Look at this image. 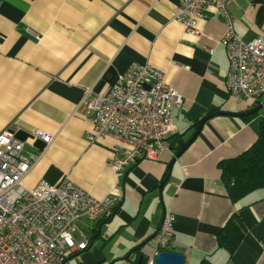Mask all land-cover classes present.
<instances>
[{
	"label": "crops",
	"instance_id": "obj_1",
	"mask_svg": "<svg viewBox=\"0 0 264 264\" xmlns=\"http://www.w3.org/2000/svg\"><path fill=\"white\" fill-rule=\"evenodd\" d=\"M178 2L0 0V130L9 128L21 139L32 138L34 129L55 134L24 183H58L69 175L97 197L117 199L110 218L79 220L90 243L73 252L69 264H134L136 252L122 256L158 228L165 211L175 215V248L185 253V264H198L204 255L215 264H264V187L233 201L218 164L253 144L264 114L211 116L168 169L174 146L191 136L195 121L216 109L253 105L226 88L224 18L210 6L198 21L201 33L189 34L174 18ZM228 9L245 40L264 32V0H233ZM133 62L162 68L184 103L173 112L171 147L119 172L108 159L123 145L112 136L89 140L92 121L78 104L87 86L107 89ZM45 145L36 140L39 149ZM234 211L245 228L229 257L216 237ZM150 240L142 246L145 255L154 253Z\"/></svg>",
	"mask_w": 264,
	"mask_h": 264
},
{
	"label": "built area",
	"instance_id": "obj_2",
	"mask_svg": "<svg viewBox=\"0 0 264 264\" xmlns=\"http://www.w3.org/2000/svg\"><path fill=\"white\" fill-rule=\"evenodd\" d=\"M231 1L179 0L174 18L189 34L199 35L198 21L208 17L209 7L219 12L226 24L220 37L229 60L226 88L230 96L254 104L264 96V32L245 40L228 9ZM183 103V93L166 80L162 68L133 62L107 89L87 86L78 107L92 121L86 132L89 140L112 136L123 145L108 159L121 172L141 160H156L171 147V135L177 131L173 112ZM31 137L0 130V264H69L73 252L90 243L79 220L109 217L117 199L110 193L97 197L69 175L58 183L40 178L27 186L23 179L55 134L34 129ZM38 138L46 143L42 149L36 146ZM174 219L173 212H164L154 253L146 254L143 264H154L163 249H175Z\"/></svg>",
	"mask_w": 264,
	"mask_h": 264
},
{
	"label": "trees",
	"instance_id": "obj_3",
	"mask_svg": "<svg viewBox=\"0 0 264 264\" xmlns=\"http://www.w3.org/2000/svg\"><path fill=\"white\" fill-rule=\"evenodd\" d=\"M260 101L261 100H258L257 102ZM258 113L259 110L251 114L243 115L242 118L250 119L256 116ZM197 121H195L189 128L195 127V123ZM258 128V135L253 144L240 153L234 156L223 158L218 162L219 167L221 168V179L231 200L233 201H237L256 188L264 187V115L260 118ZM184 142H179L177 145H175V150L180 148ZM110 216L106 218L108 219ZM244 228L245 227L241 214L234 211L225 224L222 225V227L217 232V247L226 248L229 252V257H231L232 253L243 238ZM156 231L157 229L149 234L143 241L146 243L152 239L155 236ZM98 234L99 232L97 231L95 235ZM133 252L138 254L140 251L135 249V247H132L124 254V256H122V258H128ZM138 258L139 257L137 255L134 264H136ZM145 259L146 258H144V261ZM198 264L215 263L208 255H204Z\"/></svg>",
	"mask_w": 264,
	"mask_h": 264
},
{
	"label": "water",
	"instance_id": "obj_4",
	"mask_svg": "<svg viewBox=\"0 0 264 264\" xmlns=\"http://www.w3.org/2000/svg\"><path fill=\"white\" fill-rule=\"evenodd\" d=\"M264 106V100H261L260 102H257L251 107H248L245 110H240V111H231V110H221V109H216L213 110L212 112L207 113L203 117H201L196 123H195V128L191 136L182 144L180 148L176 150L174 155L172 156L171 160L169 161L168 164V169L171 170V167L176 160V158L179 156V154L193 141V139L198 135L199 131L203 127V124L205 121L210 118L211 116L217 115V114H231V115H246V114H251L255 111H258L261 107ZM169 178V174L161 181L160 183V190L162 191L163 186L166 182V180ZM145 244V241L139 242L136 246L135 249L140 251L138 261L136 264H142L143 263V258L145 256L142 246ZM186 257L185 253L176 249H163L159 251L154 258V264H185Z\"/></svg>",
	"mask_w": 264,
	"mask_h": 264
},
{
	"label": "rangeland",
	"instance_id": "obj_5",
	"mask_svg": "<svg viewBox=\"0 0 264 264\" xmlns=\"http://www.w3.org/2000/svg\"><path fill=\"white\" fill-rule=\"evenodd\" d=\"M262 100H264V96H263ZM259 112L262 113V114H264V106L261 107V108L259 109ZM83 229H84V228H83ZM84 231H85L86 234L89 236V232H88V230H87V231L84 230ZM152 245H153V246L155 245V240H153V239L150 240L149 244L147 245V248L151 247ZM175 249H177V248H175ZM178 249H179V248H178ZM147 251H150V250H147ZM116 264H121V263H116Z\"/></svg>",
	"mask_w": 264,
	"mask_h": 264
},
{
	"label": "flooded vegetation",
	"instance_id": "obj_6",
	"mask_svg": "<svg viewBox=\"0 0 264 264\" xmlns=\"http://www.w3.org/2000/svg\"><path fill=\"white\" fill-rule=\"evenodd\" d=\"M140 251H141V250H140ZM139 254H140V252L137 254V255H138V257H139ZM144 258H145V256H144ZM144 258H143V263H144ZM143 263H142V264H143Z\"/></svg>",
	"mask_w": 264,
	"mask_h": 264
}]
</instances>
